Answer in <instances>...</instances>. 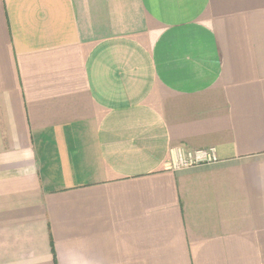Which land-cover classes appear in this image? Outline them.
I'll use <instances>...</instances> for the list:
<instances>
[{
    "label": "crops",
    "instance_id": "obj_1",
    "mask_svg": "<svg viewBox=\"0 0 264 264\" xmlns=\"http://www.w3.org/2000/svg\"><path fill=\"white\" fill-rule=\"evenodd\" d=\"M0 264H264V0H0Z\"/></svg>",
    "mask_w": 264,
    "mask_h": 264
},
{
    "label": "built area",
    "instance_id": "obj_2",
    "mask_svg": "<svg viewBox=\"0 0 264 264\" xmlns=\"http://www.w3.org/2000/svg\"><path fill=\"white\" fill-rule=\"evenodd\" d=\"M219 161L217 150L213 147L196 150L177 147L173 150L171 166L175 169H184L199 165L215 164Z\"/></svg>",
    "mask_w": 264,
    "mask_h": 264
}]
</instances>
